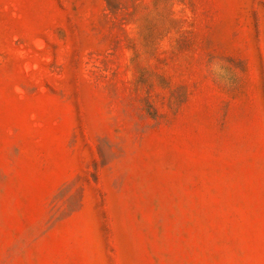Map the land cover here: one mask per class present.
<instances>
[{"label":"rangeland","instance_id":"obj_1","mask_svg":"<svg viewBox=\"0 0 264 264\" xmlns=\"http://www.w3.org/2000/svg\"><path fill=\"white\" fill-rule=\"evenodd\" d=\"M0 264H264V0H0Z\"/></svg>","mask_w":264,"mask_h":264}]
</instances>
